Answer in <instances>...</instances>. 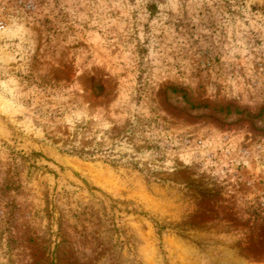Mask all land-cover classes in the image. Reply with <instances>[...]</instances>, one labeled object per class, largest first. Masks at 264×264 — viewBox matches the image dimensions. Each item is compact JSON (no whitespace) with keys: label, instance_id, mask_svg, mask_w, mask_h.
<instances>
[{"label":"rangeland","instance_id":"1","mask_svg":"<svg viewBox=\"0 0 264 264\" xmlns=\"http://www.w3.org/2000/svg\"><path fill=\"white\" fill-rule=\"evenodd\" d=\"M0 264H264V0H0Z\"/></svg>","mask_w":264,"mask_h":264}]
</instances>
